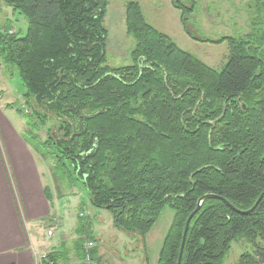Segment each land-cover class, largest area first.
Here are the masks:
<instances>
[{"label": "trees", "instance_id": "trees-1", "mask_svg": "<svg viewBox=\"0 0 264 264\" xmlns=\"http://www.w3.org/2000/svg\"><path fill=\"white\" fill-rule=\"evenodd\" d=\"M252 1L251 30L218 40L229 52L216 70L147 23L133 1L125 6L132 62L110 67L107 0H4L27 29L9 33L11 21L0 28V62L17 71L35 118L57 124L40 140L17 106L28 141L51 161L59 184L79 182L119 231L144 237L172 209L157 264H176L185 221L202 196L245 211L264 191V0ZM80 227L78 258L82 239L93 238ZM240 240L253 251L236 264H264V196L247 214L204 199L181 264H225Z\"/></svg>", "mask_w": 264, "mask_h": 264}, {"label": "rangeland", "instance_id": "rangeland-1", "mask_svg": "<svg viewBox=\"0 0 264 264\" xmlns=\"http://www.w3.org/2000/svg\"><path fill=\"white\" fill-rule=\"evenodd\" d=\"M130 1L140 6L147 23L168 35L182 50L216 70H220L224 65L229 52L227 41L218 40L249 33L255 6L252 0H178L179 5L185 8L174 7L172 0H107L103 25L107 30L106 64L110 67L132 62L130 53L134 47V40L127 34L125 25V6ZM0 3L4 4L3 0H0ZM191 3L194 7L190 11L188 9ZM10 21L9 29L18 35L25 34L27 21L22 14L13 12ZM260 28L264 30L263 26ZM25 91L26 87L17 71L6 68L0 62V112L10 119L14 118L15 123H18L17 120L21 121L19 123H23L24 130H27L30 127L27 126L26 119L16 111V107L19 106L26 115L30 114L33 126L36 127L33 131L38 134L40 140H44L48 133L55 135L58 132L56 121L46 120L47 122L42 125L32 114L35 106L30 102L26 104L21 97ZM46 164V179L54 198L53 208L54 211L57 210V217L73 219L74 216L85 218L89 215L87 232L93 237L88 240L84 237L82 241L80 240L83 245L91 243L89 248L82 245V258H78L77 254H70L67 261L61 262L62 264H157L163 237L172 221V209L166 206L144 237L126 234L113 227L112 217L108 211L97 209L90 204L86 191L78 188L79 182L73 181L64 188L52 176L49 159H46ZM71 193H76V196L67 197L72 195ZM76 197L79 198V203L83 202V210H78ZM51 213L53 214V211ZM40 226V237L44 240L45 233L47 229L51 231V226L47 223ZM56 232V229L53 230V235L51 231L53 236L47 238L54 240ZM73 238L76 237L73 235ZM67 239L69 243L72 238ZM246 251H253L249 243L244 240L234 242L225 264H236L239 255ZM48 253V250L44 252L46 257ZM42 259L46 262L43 254L40 260Z\"/></svg>", "mask_w": 264, "mask_h": 264}, {"label": "crops", "instance_id": "crops-1", "mask_svg": "<svg viewBox=\"0 0 264 264\" xmlns=\"http://www.w3.org/2000/svg\"><path fill=\"white\" fill-rule=\"evenodd\" d=\"M10 9L0 3L1 28L10 21ZM13 119L0 112V264H40L46 250L53 253L54 264H62L70 254H77V233L80 226L87 228L89 215L57 217L46 179V158L28 141L24 124ZM71 194L67 197L76 196ZM76 198L78 210H83V202ZM46 223L52 233L57 230L54 240L47 238L54 235H48L49 229L44 240L40 237V225ZM67 237L74 240L68 243Z\"/></svg>", "mask_w": 264, "mask_h": 264}, {"label": "water", "instance_id": "water-1", "mask_svg": "<svg viewBox=\"0 0 264 264\" xmlns=\"http://www.w3.org/2000/svg\"><path fill=\"white\" fill-rule=\"evenodd\" d=\"M263 196H264V191L257 198V200L255 201L254 205L250 209L245 210V211L236 209L232 204H230L225 198H223L221 196H218V195H215V194H206V195L202 196L198 200L197 207L189 214V216L187 217V219L185 221V225H184V229H183V232H182V239H181V243H180V248H179V253H178V258H177L176 264H181L183 248H184L186 236H187V233H188V230H189V225H190L191 219L196 214V212L199 210L200 205H201V201H203L204 199H210V198L219 199V200L223 201L227 206H229L232 209H234L235 211H237L239 213H242V214H247V213H249V212H251L252 210L255 209V207L260 202V200L262 199Z\"/></svg>", "mask_w": 264, "mask_h": 264}, {"label": "built area", "instance_id": "built-area-1", "mask_svg": "<svg viewBox=\"0 0 264 264\" xmlns=\"http://www.w3.org/2000/svg\"><path fill=\"white\" fill-rule=\"evenodd\" d=\"M12 32H13L12 30L9 31V33H12ZM48 235H51V231H48ZM89 245H91L90 242H89V244H85L84 246H85V248H89L88 247ZM43 257H45L46 262L44 261V259H42L43 262L41 261L40 264H52V262L47 259L45 254H43Z\"/></svg>", "mask_w": 264, "mask_h": 264}]
</instances>
